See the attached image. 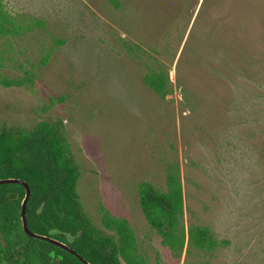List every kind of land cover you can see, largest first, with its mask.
<instances>
[{"label": "rangeland", "instance_id": "rangeland-1", "mask_svg": "<svg viewBox=\"0 0 264 264\" xmlns=\"http://www.w3.org/2000/svg\"><path fill=\"white\" fill-rule=\"evenodd\" d=\"M128 43L162 51L165 99ZM41 120L64 121L93 222L127 217L149 264H264V0H0V128ZM170 174L204 247L170 249L143 214L140 185Z\"/></svg>", "mask_w": 264, "mask_h": 264}, {"label": "trees", "instance_id": "trees-1", "mask_svg": "<svg viewBox=\"0 0 264 264\" xmlns=\"http://www.w3.org/2000/svg\"><path fill=\"white\" fill-rule=\"evenodd\" d=\"M106 2L117 9L124 5V0ZM127 46L128 55L141 59L145 66L144 84L165 99L172 90L174 75L169 63L159 55L162 51L156 46L150 47L154 53L139 44ZM52 51L41 59L42 64L49 63ZM42 69L26 70L23 77L2 78L1 83L32 86L41 77ZM63 125L62 120H41L31 128H0V179L20 178L30 185V229L67 243L92 264H149L139 251L135 229L127 217L104 208L103 230L85 211L77 190L80 170ZM168 179L167 190L151 182L140 185V204L146 220L160 234L162 243L174 251H182L188 237L204 247L209 238L206 233L189 231L184 225L181 179L176 174H170ZM25 195L22 184H0V264H85L70 250L25 232L21 215Z\"/></svg>", "mask_w": 264, "mask_h": 264}, {"label": "water", "instance_id": "water-1", "mask_svg": "<svg viewBox=\"0 0 264 264\" xmlns=\"http://www.w3.org/2000/svg\"><path fill=\"white\" fill-rule=\"evenodd\" d=\"M5 183H18V184H22L25 186L26 189V195L23 199L22 202V210H21V215H22V225H23V229L25 230V232L33 237H37L40 239H44L46 241H49L51 243H55L67 250H70L71 252L75 253L85 264H92L90 261H88L86 258H84L83 256H81L74 248H72L71 246H69L67 243L56 239L54 237L48 236V235H44V234H40L37 232H34L33 230L30 229L29 225H28V217H27V203L28 200L31 196V188L30 185L28 184V182H26L23 179L20 178H1L0 179V184H5Z\"/></svg>", "mask_w": 264, "mask_h": 264}]
</instances>
